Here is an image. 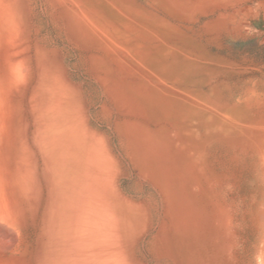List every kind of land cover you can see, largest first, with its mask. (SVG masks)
Instances as JSON below:
<instances>
[{
	"label": "rangeland",
	"instance_id": "rangeland-1",
	"mask_svg": "<svg viewBox=\"0 0 264 264\" xmlns=\"http://www.w3.org/2000/svg\"><path fill=\"white\" fill-rule=\"evenodd\" d=\"M23 4L36 57L33 82L18 100V160L9 173L18 175L22 193L20 239L10 258L20 264H95V258L96 264H259L264 0ZM51 94L59 103L47 113ZM87 225L101 229L92 231L97 235L108 233L94 234L91 243Z\"/></svg>",
	"mask_w": 264,
	"mask_h": 264
},
{
	"label": "bare ground",
	"instance_id": "bare-ground-1",
	"mask_svg": "<svg viewBox=\"0 0 264 264\" xmlns=\"http://www.w3.org/2000/svg\"><path fill=\"white\" fill-rule=\"evenodd\" d=\"M26 1V0H25ZM26 3V2H25ZM29 5V4H28ZM33 5V3H32ZM31 5V6H32ZM27 6V5H26ZM26 9V8H25ZM31 11V10H30ZM29 10L26 12H30ZM34 13V12H33ZM32 15V14H31ZM34 16V15H33ZM31 18V17H30ZM25 18H24V4H23V0H0V264H20L16 261V259H11L10 256H9V249L13 248L17 242L19 241L20 239V232L18 230V227L16 225V222H17V218H16V208L18 207L19 205V201H18V198H19V192H20V188H19V185L17 184V174L13 175L11 177V174L9 173L10 171V163H12V165L18 160V150H19V145H18V132H17V111L19 110V104H22V103H19L20 101L19 100V96L21 94V92H23V88L27 85H29V83H31V80L33 82V79L30 77V73L32 72V68H33V61L35 60V57H36V54L33 53L34 50V45H33V42H34V39L32 38V36L34 37V35H32L33 33H31V30H29V33L26 31V23H25ZM31 22V21H30ZM32 26V25H31ZM30 26V28H31ZM34 27V26H33ZM35 31H37V29L35 28ZM37 41V40H36ZM38 43V42H37ZM35 62V61H34ZM35 64V63H34ZM41 64V63H40ZM51 66V65H50ZM39 69V68H38ZM35 70V69H34ZM42 70V69H41ZM36 72V71H35ZM34 72V73H35ZM35 75V74H34ZM34 75H31L33 78H34ZM38 76V75H37ZM40 77V76H39ZM43 79V78H42ZM25 85V86H24ZM31 85V84H30ZM36 85V84H35ZM39 86V85H38ZM33 88L35 89L36 87L33 86ZM40 88V87H39ZM26 90V89H25ZM30 90V89H29ZM59 90V88H58ZM27 92V91H26ZM61 92V91H60ZM59 93V92H58ZM30 94V93H28ZM28 100L29 98L31 99L32 97L34 98L36 93L34 94V96L32 97H29L30 95H28ZM38 95V94H37ZM26 96V98H27ZM58 96V95H56ZM55 96V97H56ZM54 97V96H53ZM52 97V94L49 96V99L47 101L48 103V106L46 107V112L47 113H52V106L54 105L57 106L58 104L56 103H59V102H54L55 100L53 99ZM62 97V95H61ZM58 99V98H57ZM23 100V99H21ZM53 100V102H52ZM60 100V99H59ZM58 100V101H59ZM24 101V100H23ZM61 103V102H60ZM31 104V103H30ZM29 104V105H30ZM45 104V103H44ZM56 104V105H55ZM25 105V104H24ZM32 105V104H31ZM31 108V107H30ZM56 109V108H55ZM21 110V109H20ZM25 111L24 109V106H23V112ZM22 112V110H21ZM24 113H22L23 115ZM36 114V113H35ZM21 116V115H20ZM25 116V114H24ZM23 116V119H26L24 118ZM27 116V115H26ZM32 119V118H31ZM28 119L26 120V123H27ZM21 122V121H20ZM24 123V124H26ZM59 124V123H58ZM30 125V124H29ZM60 125V124H59ZM67 125V123L65 124ZM23 128V127H22ZM33 128V127H32ZM32 130V129H31ZM35 130V129H34ZM30 131V130H29ZM35 132V131H34ZM31 133V132H30ZM23 131H22V137H23ZM28 134V133H27ZM30 135V134H29ZM63 135V134H62ZM28 136V135H27ZM26 136V137H27ZM33 136V135H32ZM31 137V136H30ZM63 137V136H62ZM24 138H25V135H24ZM29 140V139H28ZM35 140V139H34ZM55 141V139H54ZM27 142V140L25 141ZM28 143V142H27ZM32 144V143H30ZM38 144V143H37ZM40 144V143H39ZM29 145V144H28ZM31 145H29L30 147ZM48 146V145H47ZM26 147V146H24ZM37 148V147H36ZM35 148V149H36ZM68 146L65 148V155L62 157L63 159H65V162H67V157H68V150H67ZM37 151V150H36ZM31 152H32V149H31ZM33 154V153H32ZM90 154V153H89ZM31 157V156H29ZM34 157V162L31 161V163H35V156ZM60 157V156H59ZM61 158V159H62ZM93 158V157H92ZM32 159V158H31ZM30 159V160H31ZM93 159H96V156L95 158ZM16 160V161H15ZM21 160H24V158H21ZM15 161V162H14ZM90 161V159H89ZM14 162V163H13ZM27 164V162H25ZM38 164V163H37ZM15 166V165H14ZM34 167V165H33ZM13 169V168H12ZM89 169V167L87 168ZM25 169H23L24 171ZM100 170V169H99ZM15 171L17 172V169L15 168ZM20 171V170H19ZM35 172V169L33 170ZM33 172V173H34ZM20 173V172H18ZM26 173H29V172H26ZM32 173V172H31ZM38 173V172H36ZM34 173V175L36 174ZM98 173V172H97ZM67 175V172L65 173ZM24 176V173L22 174H19V176ZM29 175V174H28ZM27 175V176H28ZM88 175V174H87ZM96 175V174H94ZM102 175V174H101ZM36 176V175H35ZM35 176L33 177V179H36ZM96 177V176H95ZM28 178V177H27ZM31 180L32 177H30ZM85 178V176H84ZM89 178V177H88ZM101 178V177H100ZM83 179V177H82ZM96 179V178H95ZM94 179V180H95ZM99 179V178H97ZM87 180V179H86ZM102 180V179H101ZM89 181V179H88ZM32 182V181H31ZM35 182V181H34ZM95 182V181H94ZM102 182V181H101ZM107 182V181H106ZM81 183V180L80 182ZM78 183V184H79ZM87 183V182H86ZM90 183V182H88ZM97 183V182H96ZM85 184V183H84ZM97 185V184H96ZM103 185L104 182H103ZM87 186V185H85ZM95 186V185H94ZM99 186V185H98ZM84 187V186H82ZM76 188V187H75ZM87 189V187H86ZM85 189V190H86ZM92 189V188H91ZM81 190V194H83V191H84V194H85V190L83 189H80ZM83 190V191H82ZM93 190V189H92ZM33 192V191H32ZM75 191H73L74 193ZM89 192V191H88ZM92 192V191H91ZM99 192V191H98ZM101 192V191H100ZM21 193V192H20ZM77 193V192H76ZM75 193V194H76ZM87 193V192H86ZM22 194V193H21ZM20 194V195H21ZM72 194V192H71ZM90 194V193H89ZM32 195V194H31ZM78 197L80 196L79 195V192H78ZM88 195V194H87ZM28 196V195H27ZM72 196H74V199H75V195L72 194ZM84 196V195H83ZM86 196V194H85ZM93 196V194H92ZM23 198V197H22ZM81 198V197H80ZM99 198V197H98ZM77 199V198H76ZM75 199V200H76ZM83 199V198H82ZM86 199V198H84ZM93 199V198H92ZM102 199V198H101ZM100 199V200H101ZM69 200H71V202L73 201L72 198H70ZM74 200V202H75ZM79 200V199H78ZM91 199H89L90 201ZM103 200V199H102ZM25 201V200H24ZM86 201V200H85ZM93 201V200H92ZM96 201V200H95ZM26 202V201H25ZM73 202V203H74ZM83 202V201H82ZM88 202V201H86ZM97 202L98 199H97ZM96 202V203H97ZM77 203V202H75ZM91 203V202H90ZM89 204V203H88ZM100 204V203H98ZM102 204V203H101ZM72 205V204H71ZM78 205V204H76ZM91 205V204H89ZM85 206V205H84ZM96 206V205H95ZM105 205H103V208ZM23 207V206H22ZM88 207V206H86ZM91 207H94L91 206ZM100 207V210H101V206H98V208H95V209H99ZM72 208L73 210L76 209V207H74L72 205ZM71 209V208H70ZM89 209V208H88ZM87 209V210H88ZM92 211H93V208H91ZM87 210H85L84 212H86ZM99 210V211H100ZM109 210V209H108ZM107 210V211H108ZM90 211V210H89ZM87 211V212H89ZM99 211H98V215L99 216L98 218L95 217L96 214H94L92 217H93V220L95 218L99 219V221H101V217L102 219H104V215L102 214L103 211L101 212L100 211V214H99ZM78 212V211H77ZM84 212H83V215H84ZM95 212V211H94ZM110 212V210L108 211ZM74 213V212H73ZM90 213V212H89ZM81 214V213H80ZM88 214V213H87ZM86 214V215H87ZM92 214V213H90ZM102 214V216H100ZM76 215V214H75ZM75 215L74 218H75ZM72 216V217H73ZM88 216V215H87ZM86 216V217H87ZM90 216V215H89ZM88 216V218H89ZM111 216V215H110ZM77 217V216H76ZM85 217V215L83 216ZM79 219V218H77ZM84 219V218H83ZM74 220V219H73ZM76 220V219H75ZM82 220V219H80ZM86 220V218H85ZM92 220V218H91ZM90 219H87V222L90 223L91 221ZM79 220H77V224L84 227L83 225V222L80 221L81 224H79L78 222ZM98 221V220H97ZM97 221H91V223H96ZM111 221V220H110ZM73 222V221H72ZM103 222V221H102ZM101 222V223H102ZM117 222V221H116ZM18 223V222H17ZM75 223V224H76ZM90 223V224H91ZM100 223V222H99ZM100 223V224H101ZM110 222L108 223H105L107 224L106 226H108ZM74 224V223H72ZM97 224V223H96ZM118 224V223H117ZM12 225L13 229H11L9 226ZM84 225H86L84 223ZM98 225V224H97ZM102 225V224H101ZM116 225V224H115ZM90 225H87V227H85V229H87L86 231L84 232H87L89 233L90 235L92 234L93 236H90L89 234H86V237L89 235L92 239H90L91 241L95 240L94 237L97 236V238L101 235V234H105L106 232L108 233L109 231V226L107 227L108 228V231L103 230L105 233H100V235H97L95 234L96 232H98V230H100L101 232V229L98 228V230H92V231H96L95 233L88 230L90 229L89 227ZM95 226V225H94ZM100 226V225H99ZM113 226V225H112ZM78 227V226H77ZM102 227V226H100ZM111 227V226H110ZM116 227V226H115ZM10 228V229H9ZM73 228V227H72ZM93 228V227H92ZM104 228L105 225H104ZM103 228V229H104ZM118 228V226H117ZM82 229V228H80ZM80 229H78L80 231ZM85 229H82V232L83 230ZM94 229V228H93ZM112 230H114V228L112 227L111 228ZM73 230V229H72ZM23 231V230H22ZM78 231V232H79ZM90 231V232H89ZM111 231V230H110ZM92 232V233H91ZM115 233V230L113 231ZM117 232V230H116ZM22 233V232H21ZM73 233H76V232H73ZM110 233V232H109ZM112 233V231H111ZM114 233L110 234V235H113ZM118 233V232H117ZM23 234V233H22ZM96 236H95V235ZM77 235V233H76ZM74 235V236H76ZM108 234V239L109 236ZM85 236V235H84ZM114 236V235H113ZM116 236V235H115ZM70 237V236H69ZM80 237V236H79ZM72 238V236H71ZM82 238V237H81ZM88 238V237H87ZM106 238V240H107ZM114 238V237H113ZM74 239V238H73ZM118 239V238H116ZM72 240V239H71ZM84 240V239H83ZM112 240V239H111ZM119 240V239H118ZM76 241V240H75ZM87 241V240H85ZM100 241V240H99ZM115 241V240H114ZM113 241V242H114ZM68 242V241H67ZM66 242V244H67ZM104 242V241H103ZM70 243V242H69ZM88 243V241H87ZM91 243H94L96 244L97 242L96 241H93ZM90 243V244H91ZM106 243V242H104ZM78 244V243H77ZM76 244V245H77ZM83 244V243H82ZM89 244V245H90ZM93 244V245H94ZM108 244V243H106ZM105 244V245H106ZM114 244V243H113ZM112 244V245H113ZM70 245V244H69ZM99 245V248H104L105 249V246L103 244V247L101 246L102 244H98L96 246ZM108 246V245H107ZM107 248V250L105 249V251H109L110 249ZM111 245L109 244V247ZM115 246V245H114ZM112 246V247H114ZM22 247V246H21ZM89 248L91 246H88ZM67 248V246H66ZM83 248V247H82ZM98 248V247H97ZM96 248V249H97ZM100 248V249H101ZM81 249V247H80ZM88 249V248H87ZM86 249V250H87ZM92 249H93V246H92ZM95 249V247H94ZM109 249V250H108ZM18 250V249H17ZM77 250V249H76ZM89 250V249H88ZM112 250V249H111ZM119 250V249H118ZM121 250V249H120ZM14 251V250H13ZM94 251V250H93ZM97 251V250H95ZM103 251V250H102ZM113 251V250H112ZM114 251H117V250H114ZM15 252V251H14ZM88 252V251H87ZM98 252V251H97ZM111 252V251H110ZM118 252V251H117ZM19 253V252H18ZM103 254V252H101ZM120 253L121 255V252H118ZM116 253V254H118ZM23 254V253H22ZM72 254V253H71ZM90 254V253H89ZM100 254V253H99ZM115 254V253H114ZM10 255H13V254H10ZM19 255V254H18ZM18 255H15V256H18ZM70 255V254H69ZM110 255V253H109ZM14 256V257H15ZM83 256V255H82ZM101 256V255H100ZM258 260H259V264H264V233L262 234V236L260 237V240H259V251H258ZM22 257V256H21ZM85 257V256H84ZM96 257V255H95ZM94 257V258H95ZM105 257V256H104ZM109 257V256H108ZM117 258V260L119 261V259H123V257L121 256L119 258V256H115ZM125 257V256H124ZM71 258V257H68V259ZM79 258V257H78ZM89 257L87 256V259ZM103 258V257H102ZM115 258V259H116ZM100 261V258H98ZM77 260V259H76ZM91 260V258H90ZM92 260H94L92 258ZM105 260V259H104ZM107 260V259H106ZM109 260V259H108ZM114 260V259H113ZM124 260V259H123ZM122 260V262H123ZM79 261V260H78ZM86 261V260H85ZM84 261V263H85ZM95 264L98 263L96 262V258L94 260ZM255 261V260H254ZM72 262H73V259H72ZM75 262V260H74ZM80 262H83L80 260ZM87 264H90L88 263V260L86 261ZM90 262V261H89ZM101 262V261H100ZM104 262V261H103ZM121 262V260H120ZM128 262V261H127ZM22 263V262H21ZM71 264V262H69ZM68 263V264H69ZM93 263V261H92ZM78 264V263H77ZM83 264V263H82ZM116 264H119L116 262ZM257 264V263H256Z\"/></svg>",
	"mask_w": 264,
	"mask_h": 264
}]
</instances>
